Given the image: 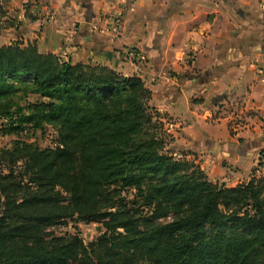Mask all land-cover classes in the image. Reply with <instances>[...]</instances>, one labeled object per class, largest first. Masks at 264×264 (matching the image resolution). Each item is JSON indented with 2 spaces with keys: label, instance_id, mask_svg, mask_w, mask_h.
I'll return each mask as SVG.
<instances>
[{
  "label": "trees",
  "instance_id": "16d2710c",
  "mask_svg": "<svg viewBox=\"0 0 264 264\" xmlns=\"http://www.w3.org/2000/svg\"><path fill=\"white\" fill-rule=\"evenodd\" d=\"M150 101L138 77L0 47V134H56L0 150V264H264V175L212 183L166 152ZM67 221L103 231L88 244L51 233Z\"/></svg>",
  "mask_w": 264,
  "mask_h": 264
},
{
  "label": "crops",
  "instance_id": "0c3cea01",
  "mask_svg": "<svg viewBox=\"0 0 264 264\" xmlns=\"http://www.w3.org/2000/svg\"><path fill=\"white\" fill-rule=\"evenodd\" d=\"M0 6L6 12L0 47L34 43L39 53L72 64L138 77L152 107L186 121L184 147L216 142V154L229 145L238 157L229 160L244 167L240 154L264 150V138L252 141L264 130V0H0ZM119 12L116 32L111 22ZM224 94L241 101L245 115L234 138L227 118H212L210 101ZM244 138L252 152L239 147ZM254 156L248 169L259 163Z\"/></svg>",
  "mask_w": 264,
  "mask_h": 264
},
{
  "label": "rangeland",
  "instance_id": "374dc122",
  "mask_svg": "<svg viewBox=\"0 0 264 264\" xmlns=\"http://www.w3.org/2000/svg\"><path fill=\"white\" fill-rule=\"evenodd\" d=\"M1 7V6H0ZM0 10V16L5 15V11ZM24 93H19L15 99L20 104H23ZM31 99V97H27ZM195 103L200 104L202 100H194ZM210 103L214 106V114L212 116L213 120L218 118L228 119V132L230 137L234 138L244 123V114H240V104L241 101L238 99H233L231 95H221L214 97ZM160 113V112H159ZM163 116L164 128L167 129L168 133L173 136L174 140L170 142L166 147V152L173 157H178L180 154H185L188 161L193 162L198 166L206 175L207 179L212 183L224 184L228 187H233L239 183L247 182L249 175L253 174L255 177H260L264 175V150H255L254 154L249 155V158L244 157L245 154H240L242 160H244V166H238L239 159L235 162L229 160L230 156L238 158L236 155V148L232 146H225L220 144L217 149V153L213 151L212 147L200 145V144H189L187 147L183 144L186 139L184 138V133L182 132L183 124L186 121L180 120V118L171 116L167 113H160ZM181 124V125H179ZM213 124V123H212ZM256 135V134H255ZM264 138V130L260 129L258 135L253 138L252 141H258ZM56 134L53 128L42 125L40 128H27L25 132L18 135H2L0 134V150L9 149L14 141H22L25 143L34 144L40 149L52 148L55 145ZM249 139H239V147L245 149L246 152H252L253 147L252 142H247ZM233 143V142H232ZM199 150L202 151L203 155L200 156ZM259 155L260 160L256 166L248 169L246 165H250L252 160L255 159V154ZM238 163V164H237ZM252 169V170H251ZM129 196L131 192L128 193ZM51 233L57 236L68 235H78L84 244H88L98 237L103 229L100 223H90L83 224L80 222L67 221L65 224L58 225L52 228Z\"/></svg>",
  "mask_w": 264,
  "mask_h": 264
},
{
  "label": "built area",
  "instance_id": "2783aa9c",
  "mask_svg": "<svg viewBox=\"0 0 264 264\" xmlns=\"http://www.w3.org/2000/svg\"><path fill=\"white\" fill-rule=\"evenodd\" d=\"M120 23H121V13L119 12L116 14V16L114 17V19L111 22L112 30L117 32L118 28L120 27Z\"/></svg>",
  "mask_w": 264,
  "mask_h": 264
},
{
  "label": "water",
  "instance_id": "95a60500",
  "mask_svg": "<svg viewBox=\"0 0 264 264\" xmlns=\"http://www.w3.org/2000/svg\"><path fill=\"white\" fill-rule=\"evenodd\" d=\"M203 145L212 147L213 151H215L218 146L216 142H203Z\"/></svg>",
  "mask_w": 264,
  "mask_h": 264
}]
</instances>
